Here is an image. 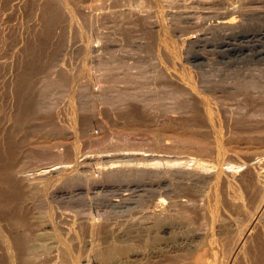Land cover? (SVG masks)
<instances>
[{"label":"rangeland","instance_id":"374dc122","mask_svg":"<svg viewBox=\"0 0 264 264\" xmlns=\"http://www.w3.org/2000/svg\"><path fill=\"white\" fill-rule=\"evenodd\" d=\"M240 1L239 12L264 5ZM179 4L0 0V264H184L211 231L224 251L237 226L233 264H264V56L220 45L244 43L264 14L228 29L211 15L223 2L195 3V23L171 16Z\"/></svg>","mask_w":264,"mask_h":264},{"label":"bare ground","instance_id":"6f19581e","mask_svg":"<svg viewBox=\"0 0 264 264\" xmlns=\"http://www.w3.org/2000/svg\"><path fill=\"white\" fill-rule=\"evenodd\" d=\"M210 1H213V4L214 3H216V1H221V2H223V4L224 5H221V6H223V9H221V10H218V11H214L216 14L214 15V13L212 12L213 10H215V9H213L212 8V6L210 7V9L212 8L213 10L212 11H210V9H208V10H204V12L203 11H201V14L203 15V18H205L204 20L206 21V14H207V17H208V14L210 15V13L212 12L213 14H211L212 15V17H213V21L214 20H216V22H213L214 24L215 23H217V26L218 27H221V28H235V27H237V26H239L240 24H241V22H240V24H238V18H237V15L238 16H241V14H243V15H247V14H252V15H256V14H264V8L262 7V6H264V5H262L261 4V6L260 5H258V3H254V4H257V8H255V10H250V9H247V10H241V11H244V12H239L238 11V9L239 8H237L236 9V4L235 3H237V1L239 2L240 0H179V8H177L175 11H174V8H173V10H171V12H173L172 14H171V16L172 15H177L178 17L180 16V18L182 17V18H186V19H192V22L193 23H195L193 20L195 19L194 17H196L197 15V10H198V8H196V6L194 7V4L195 5H197V3H198V7H199V4L200 5H202L203 3H208V2H210ZM215 1V2H214ZM243 1H246L247 2V4L249 3V2H254V1H261V0H243ZM243 1H240V2H243ZM264 1V0H263ZM165 2V1H164ZM167 2V1H166ZM262 2V1H261ZM212 3V2H211ZM176 4V3H175ZM178 4V3H177ZM210 4V3H209ZM212 4V5H213ZM221 4V3H220ZM247 4H243V6L244 5H246L247 6ZM170 5V4H169ZM217 5H219L218 3H217ZM177 6V5H176ZM207 7H209L208 6V4L206 5ZM215 6H216V4H215ZM220 6V7H221ZM240 6V5H239ZM242 6V5H241ZM255 6V5H254ZM258 6H260V7H258ZM171 7V6H170ZM169 7V8H170ZM201 7V6H200ZM202 7H203V5H202ZM219 7V6H218ZM219 7V8H220ZM197 9V10H196ZM203 9H204V7H203ZM203 9H201V10H203ZM218 9V8H217ZM240 10V9H239ZM168 11V10H167ZM170 11V10H169ZM168 11V12H169ZM205 13V15L203 14V13ZM167 13V12H166ZM168 14V13H167ZM169 14H170V12H169ZM196 15V16H195ZM199 15V14H198ZM205 16V17H204ZM257 16V15H256ZM264 16V15H263ZM262 16V17H263ZM175 18H176V16H174ZM211 17V18H212ZM242 17H244V16H242ZM261 16H260V18H262ZM172 18V17H171ZM194 18V19H193ZM197 18V17H196ZM198 18H202V17H198ZM203 18H202V20H203ZM237 18V19H236ZM240 18V17H239ZM247 18V17H246ZM249 18V17H248ZM185 19V20H186ZM200 19L198 20V19H196V20H198V21H200ZM209 19V18H208ZM244 19V18H243ZM253 19V18H252ZM251 19V20H252ZM254 19H256V18H254ZM259 19V18H258ZM257 19V20H258ZM211 20V19H210ZM246 20V19H245ZM249 20V19H248ZM208 21V20H207ZM237 21V22H236ZM250 21V20H249ZM262 21V20H261ZM174 22V21H173ZM176 22H178V21H176ZM192 22H190V23H192ZM201 22V21H200ZM248 22V21H247ZM264 22V21H263ZM180 23H182V22H180ZM188 23V22H187ZM199 23V22H198ZM208 23V22H207ZM207 23H205V24H207ZM212 23V22H211ZM257 23V22H256ZM261 23V22H260ZM183 24V23H182ZM213 24V25H214ZM246 24H248V23H246ZM250 24V23H249ZM172 25V24H171ZM176 25V24H175ZM189 25V24H188ZM196 25H198V24H196ZM203 25H204V23H203ZM210 25H212V24H210ZM213 25H212V27H213ZM242 25V24H241ZM253 25V24H252ZM257 25H260V24H256L255 26H257ZM262 25V24H261ZM172 26H174V24L172 25ZM180 26H182L181 24H180ZM195 26V25H194ZM193 26V27H194ZM207 26H209V25H207ZM217 26H215L214 25V27H215V30H216V27ZM262 26H264V25H262ZM176 27V26H175ZM179 27V26H178ZM196 27V26H195ZM194 27V28H195ZM201 27V26H200ZM211 27V26H210ZM217 27V28H218ZM240 27V26H239ZM242 27V26H241ZM243 27H244V25H243ZM183 28V27H182ZM206 28V27H205ZM209 28V27H208ZM220 28V29H221ZM249 29L248 30H251V25H249V27H248ZM180 29V28H179ZM185 29V28H184ZM202 29V28H201ZM203 29H204V26H203ZM209 29H213L214 30V28H209ZM220 29H219V31H220ZM236 29V28H235ZM240 29V28H239ZM243 29H246V27L245 28H243ZM242 29V30H243ZM207 30V29H206ZM212 30V31H213ZM226 30V29H225ZM231 30V29H230ZM234 30V29H233ZM241 30V29H240ZM247 30V29H246ZM244 31V32H242V34H237V35H240V36H238V37H241V38H243V39H246V41H247V43H237V42H234V41H232V39H230L229 38V40H224V39H221V40H223V41H220V45L223 47V48H225V50H228V51H230V52H232V53H237V52H242V53H244L245 51H246V56H248V55H250V56H257V57H262V56H264V47L262 48L261 46H260V43L261 42H257V40H260L261 38H264V27H260L259 29H257V31H252V30H254V29H252L251 31L252 32H249V31ZM182 30H180V32H181ZM195 31V30H194ZM194 31H192V32H194ZM203 31H205V30H203ZM218 31V30H217ZM217 31H214V32H216V33H218L219 34V32H217ZM191 32V31H190ZM191 32V33H192ZM196 32V31H195ZM207 32H208V30H207ZM223 32V31H222ZM227 32H228V30H227ZM230 32V31H229ZM238 32H239V30H238ZM189 33V32H188ZM190 33V34H191ZM198 34H196V35H200V33L199 32H197ZM205 33H206V31H205ZM209 33V32H208ZM231 33V32H230ZM233 33V32H232ZM235 33V32H234ZM186 35L185 34V36L183 35V41L186 43V45L188 44L187 42H193L194 43V41L195 40H193L192 38H195L196 39V37H197V39H198V36H196L195 34V36L196 37H194L192 34L191 35ZM202 35H203V32L201 33ZM211 34V37H213L212 35V32L210 33ZM217 34V35H218ZM226 34V31H225V33L223 34V35H225ZM236 34V33H235ZM201 35V36H202ZM205 35V34H204ZM203 35V36H204ZM206 35H207V33H206ZM215 35V34H214ZM220 35V34H219ZM222 35V34H221ZM227 35V34H226ZM230 35H232V34H230ZM182 36V35H181ZM200 36V38H202L203 39V36L201 37ZM208 36V35H207ZM211 37L209 38L210 40H211ZM215 37H217L216 35H215ZM223 37V36H222ZM221 37V38H222ZM228 37V36H227ZM232 37H234V36H232ZM231 37V38H232ZM180 38V37H179ZM206 38V37H205ZM208 38V37H207ZM216 39V38H215ZM214 39V40H215ZM217 39H219V37L217 38ZM235 40L236 39H238V38H234ZM233 39V40H234ZM210 40H207V41H210ZM213 40V39H212ZM211 40V41H212ZM239 40V39H238ZM182 41V42H183ZM201 41V40H200ZM204 41H205V39H204ZM211 41H210V45H211ZM240 41V40H239ZM242 41V40H241ZM217 42H219L218 40H217ZM217 42H216V44H217ZM193 43H189L188 44V47H189V45L190 44H192L193 45ZM196 43V42H195ZM194 43V45L192 46V49L191 50H193V47L194 46H197L196 44ZM203 43V42H202ZM205 43V42H204ZM212 43H213V41H212ZM208 44V43H207ZM262 44V43H261ZM219 45V46H220ZM204 46V45H203ZM214 46V45H213ZM213 46H211V47H213ZM260 46V47H259ZM263 46V45H262ZM201 47H202V45H201ZM221 47V48H222ZM209 48V47H208ZM196 49H198V48H196ZM211 49V48H210ZM213 49H214V47H213ZM213 49H211V50H213ZM202 50H204V49H202ZM217 50V49H216ZM195 51H197V50H195ZM195 51L193 52V53H195ZM214 51H215V49L213 50V53H214ZM188 52H190L189 54V56H192V55H194V54H192V52L190 51V49H189V51ZM198 52V51H197ZM196 52V53H197ZM204 52V51H203ZM203 52H199V54L200 53H203ZM216 52V51H215ZM212 53V52H211ZM226 53V52H225ZM186 54V53H185ZM188 54V53H187ZM192 54V55H191ZM198 54V53H197ZM208 54V53H207ZM222 54V53H221ZM223 54H224V52H223ZM227 54V53H226ZM240 54V53H239ZM206 54H204V57H207V56H205ZM211 55V54H210ZM215 55H217V52H216V54ZM214 54L213 55H211V56H215ZM237 55H238V53H237ZM242 55V54H241ZM188 56V55H187ZM200 57H201V55H199ZM203 56V55H202ZM209 56V55H208ZM225 56H227V55H224V57ZM231 56H232V54H231ZM239 56V55H238ZM237 56V58H239ZM193 57V56H192ZM220 57H222V56H220ZM228 57V56H227ZM230 57V56H229ZM233 57V56H232ZM210 58H212V57H210ZM209 58V59H210ZM214 58V57H213ZM226 58V57H225ZM235 58V57H234ZM248 58H249V56H248ZM214 59H217L216 57L214 58ZM228 59V58H227ZM226 59V60H227ZM230 59H232V58H230ZM240 59V58H239ZM252 59H254V58H252ZM264 59V58H263ZM262 59V60H263ZM191 59H189V61H190ZM206 61H207V58L205 59ZM211 60H213V59H210V61ZM218 60V59H217ZM226 60H225V63H226ZM235 60V59H234ZM233 60V61H234ZM187 61V60H186ZM193 61V60H192ZM200 61H201V59H200ZM209 61V62H210ZM220 61H222L221 59H220ZM220 61H218V62H220ZM229 61V60H228ZM231 61V60H230ZM237 61H239V60H237ZM254 61V60H253ZM252 61V62H253ZM203 62H205V61H203ZM208 62V63H209ZM213 62V61H212ZM212 62H211V64H212ZM215 62V61H214ZM214 62H213V64H214ZM235 62H236V60H235ZM247 62H249V61H247ZM195 63V62H194ZM198 63H202V62H199L198 61ZM207 63V62H206ZM207 63V64H208ZM217 63V62H216ZM229 63V62H228ZM234 63V62H233ZM232 63V64H233ZM237 63V62H236ZM245 63H246V61H245ZM258 63V62H257ZM256 64V63H255ZM261 64V63H260ZM259 64V65H260ZM208 65H210V63L208 64ZM207 65V66H208ZM224 65V64H223ZM225 65H227V64H225ZM238 65V64H237ZM258 65V66H259ZM262 65H264V64H262ZM202 66V65H201ZM211 66V65H210ZM217 67L219 66L218 64L216 65ZM230 66V65H229ZM228 66V67H229ZM240 67H241V64L239 65ZM238 66V67H239ZM242 66H244V65H242ZM252 66H257V65H252L251 64V67ZM258 66H257V71H258ZM206 66H204V68H205ZM222 67V66H221ZM227 67V66H226ZM231 67V66H230ZM236 67V66H235ZM251 67L249 68L250 70H251ZM259 67H264V66H259ZM199 68V67H198ZM202 68V67H201ZM203 68V70H206V69H204ZM207 68H210V67H207ZM215 68V67H214ZM223 68H225V67H223ZM222 68V69H223ZM244 68V67H243ZM261 68V69H262ZM200 69V68H199ZM212 69H213V66H212ZM217 69V68H216ZM220 69V68H219ZM218 69V70H219ZM221 69V70H222ZM228 69V68H227ZM237 69V68H236ZM241 69V68H240ZM247 69H248V67L246 68V71H247ZM254 69H255V67H254ZM260 69V68H259ZM208 70V69H207ZM206 70V71H207ZM225 70H226V68H225ZM231 72L232 71H235V70H231V69H229ZM239 70V69H238ZM244 70V69H243ZM256 70V69H255ZM263 70H264V68H263ZM263 70H261V72L263 71ZM183 71V70H182ZM200 71V70H199ZM209 71V70H208ZM214 71H215V69H214ZM240 71V70H239ZM238 71V72H239ZM252 71V70H251ZM260 71V70H259ZM197 72V71H196ZM210 72H211V69H210ZM221 72V71H220ZM222 72H223V70H222ZM221 72V73H222ZM227 72H228V70H227ZM237 72V71H236ZM242 73L244 72L245 73V70L244 71H241ZM254 72H256V71H254ZM264 72V71H263ZM186 73V72H185ZM208 72H206L205 74H207ZM212 74H213V72H211ZM211 73H210V75H211ZM215 73V72H214ZM216 73H217V71H216ZM215 73V74H216ZM220 73V74H221ZM241 73V74H242ZM252 73V72H251ZM257 73H260V72H257ZM257 73H255V74H257ZM173 74V73H172ZM177 74H178V72H177ZM180 74V73H179ZM200 74H201V72H200ZM218 74H219V72H218ZM226 74V73H225ZM224 74V75H225ZM240 74V75H241ZM248 74H250V73H248ZM174 75H176L175 73H174ZM188 75V74H187ZM186 75V76H187ZM209 75V76H210ZM227 75H229V74H227ZM232 75H234L235 76V74H232ZM239 75V76H240ZM251 75H253V73L251 74ZM258 75V74H257ZM256 75V76H257ZM186 76H184V75H181L180 74V76H177V78H179L178 80H180L179 82H180V84H181V86H183V87H186V90L187 89H190V91L192 92V91H195L196 89L195 88H197V87H195L193 84V86L195 87H193L191 84H190V78L188 77V80H190V81H188L187 80V77ZM189 76V75H188ZM202 76H204V74L202 75ZM243 76V75H242ZM244 76H245V74H244ZM247 76V75H246ZM246 76H245V78H246ZM250 76V75H249ZM248 76V77H249ZM260 76H261V74H260ZM259 76V77H260ZM262 76H263V73H262ZM176 77V76H175ZM205 77V76H204ZM211 77V76H210ZM213 77V76H212ZM214 77H215V75H214ZM213 77V78H214ZM218 77V78H217ZM216 78L217 79H221V78H219V76H217ZM220 77H221V75H220ZM224 77V76H223ZM228 77V79H229V76H227ZM230 77H231V75H230ZM233 77V76H232ZM231 77V78H232ZM231 78H230V80L229 81H231ZM235 78V77H234ZM234 78H232V80L234 79ZM244 78V77H243ZM256 77L253 75V78L251 77V79H246V81L244 80H242L241 79V77H240V79L238 80V82L239 81H241V83H242V86L245 88V87H248L247 89H245V90H248V94H250L251 95V93H249V87L250 86H253L254 85V83L255 82H257L256 81V79H255ZM264 78V77H263ZM202 79V78H201ZM204 79H206V78H204ZM203 79V80H204ZM225 79V78H224ZM227 79V80H228ZM236 79V78H235ZM238 79V78H237ZM253 79H255L254 81H253ZM258 79H260V78H258ZM199 80H200V78H199ZM198 80V81H199ZM207 80V79H206ZM209 80V79H208ZM210 80H212V78L210 79ZM226 80V79H225ZM249 80V81H248ZM263 80V79H262ZM175 81H177V80H175ZM221 81V80H220ZM223 79H222V83H223ZM234 81L235 80H233V82H232V87H234V86H236V84L238 83V82H235L234 83ZM178 82V81H177ZM178 82V83H179ZM192 82V81H191ZM208 82V81H207ZM213 82H215V80L213 81ZM217 82H218V80H217ZM259 82H260V80H259ZM262 82V81H261ZM260 82V83H261ZM177 83V84H178ZM202 83V82H201ZM209 83H211V82H209ZM216 83V82H215ZM225 83H226V81H225ZM224 83V84H225ZM228 83V82H227ZM233 83L235 84L234 86H233ZM260 83H257L258 85H259V87H261L260 86ZM263 83H264V81H263ZM218 84H221L220 82L219 83H217V85ZM224 84H221L222 85V87H223V85ZM229 84H231V83H229ZM211 85H212V83H211ZM226 85V84H225ZM224 85V86H225ZM245 85V86H244ZM248 85H250V86H248ZM257 85V86H258ZM213 86H214V84H213ZM227 86V85H226ZM239 86V84L237 85V91H238V88H239V92L241 93V92H243L244 94H245V92H244V89L241 87L240 88V86ZM210 87V86H209ZM212 87V86H211ZM219 87V86H218ZM217 86H214V89H216V88H218ZM227 87H230V85H228ZM226 87V88H227ZM254 87H256V86H254ZM253 87V88H254ZM263 87V86H262ZM181 88V87H180ZM220 88V87H219ZM218 88V89H219ZM231 88V87H230ZM253 88H251L250 87V90L252 89L253 90ZM195 89V90H194ZM240 89H242L243 91H240ZM256 89L257 90H259V88L258 87H256ZM199 90V89H198ZM227 90V89H226ZM234 90H236L235 89V87H234ZM254 90H255V88H254ZM201 91V90H200ZM218 91V90H217ZM220 91H221V89H220ZM222 91H225V90H222ZM256 91V90H255ZM263 91V90H262ZM230 92V91H229ZM190 93V92H189ZM197 93V92H196ZM201 92H199L198 94H195L196 96H198L199 98H200V100H198V102L199 101H201L200 103H202L201 105H203V106H207L206 104L208 103L209 104V101L207 102V100H205V99H208V97L206 98L205 96V98H203V96H200L201 94H200ZM200 94V95H199ZM248 94H247V96H248ZM255 94V93H254ZM253 94V95H254ZM264 94V93H263ZM188 95V94H187ZM194 95V94H193ZM195 95L193 96V98H195V100L196 99H198L197 97H195ZM204 95V94H203ZM256 95H258V94H256ZM190 96H191V94H190ZM189 96V97H190ZM244 96V95H243ZM264 96V95H263ZM247 98V97H246ZM250 98V97H249ZM254 98V97H253ZM252 98V99H253ZM210 100V99H209ZM195 102H197V101H195ZM198 104V103H197ZM199 105V104H198ZM201 109H202V107H200ZM209 109V108H208ZM205 111V110H204ZM209 112V111H208ZM207 111H206V113H208ZM210 123H211V121H210ZM134 153L133 154H135V152L136 151H133ZM125 153V152H124ZM128 153V152H127ZM126 153V154H127ZM131 155H133L131 152H129ZM137 153V152H136ZM121 154V153H120ZM137 154H142V152L141 153H137ZM122 155H124V154H122ZM143 155V154H142ZM145 155H146V158H144V159H146V160H148L149 159V161L152 159V162L155 160V157H153L154 155H152V154H146L145 153ZM130 156V155H129ZM124 157V156H123ZM141 158V157H140ZM161 161V160H160ZM159 160L158 161H154V162H160ZM176 161V160H175ZM179 162H180V160H178ZM178 161L177 162H175V163H178ZM113 162V161H112ZM153 162V163H154ZM171 162V161H170ZM174 162V161H173ZM183 162V161H182ZM81 163V162H80ZM174 163V164H175ZM83 164V163H82ZM98 164V163H97ZM173 164V163H172ZM180 164V163H179ZM58 165V164H57ZM78 165V164H77ZM54 166V165H53ZM53 166H52V164L50 165V167L51 168H53ZM82 166V165H81ZM85 166V165H84ZM113 166V165H112ZM46 167V166H45ZM60 167V166H59ZM65 167V166H64ZM68 167V166H67ZM55 168H57L56 166H55ZM49 169V168H48ZM53 170H55V169H53ZM67 170V169H66ZM43 171V170H42ZM45 172H46V170H44ZM52 170H50V172H51ZM63 171H65V170H63ZM61 172V173H65V172ZM70 172H71V170H70ZM69 172V173H70ZM41 173V172H40ZM56 173V172H55ZM60 173V172H59ZM59 173L57 174V175H59ZM67 173V172H66ZM69 173H67V174H69ZM44 174V173H43ZM46 174V173H45ZM56 175V176H57ZM65 175V174H64ZM64 175H62V176H64ZM41 176V175H40ZM61 176V177H62ZM36 177V176H35ZM53 177V176H52ZM58 177V176H57ZM56 177V179H59V178H61V177H59V178H57ZM49 178V177H48ZM47 178V179H48ZM63 178V177H62ZM34 179V178H33ZM37 179H39V178H37ZM36 179V180H37ZM44 179V178H43ZM46 179V178H45ZM44 179V180H45ZM71 180V179H70ZM69 181V180H68ZM36 182H38V181H36ZM41 182V181H40ZM39 182V183H40ZM98 185V184H97ZM264 201V196H262L261 197V200H260V205H261V203ZM259 205V206H260ZM259 208H257V210H258ZM258 212V211H257ZM249 220H253V219H250V217H249ZM249 224V226L251 227V224H250V222L248 223ZM235 227V226H234ZM245 231V229H244V226H237V227H235L233 230H230V233L229 234H231V236H230V238H229V240L228 241H226L225 243H223V246H225V250L224 251H222L221 249H220V252H219V244H220V242L219 241H217L216 239H215V234L211 231L209 234H207V236L204 234V236H206L207 238H205L206 240L204 241V239H202L203 241L201 242V244H194V245H197L196 247H191V249L193 250L192 251V253L190 252V254H191V256L187 259V257H185L186 259V261L183 259L184 257H183V255L181 256V258L184 260V264L186 263V264H233V262H234V258H235V256H236V253L239 251V249L242 247V244H244L243 242H244V238H245V235L243 234V232ZM208 232V231H207ZM206 232V233H207ZM192 245V244H191ZM185 246H187V245H185ZM193 246V245H192ZM182 247V246H181ZM190 247H188V248H190ZM218 248V249H217ZM186 249H187V247H186ZM190 249V250H191ZM189 249H188V251H190ZM185 252H186V250H185ZM181 254V253H180ZM186 254H187V252H186ZM189 254V253H188ZM189 254V255H190ZM188 255V256H189ZM180 257V256H179ZM178 259V258H177ZM179 260H181V259H178V262H179ZM181 263L183 262V261H180ZM87 264V263H86ZM183 264V263H182Z\"/></svg>","mask_w":264,"mask_h":264}]
</instances>
